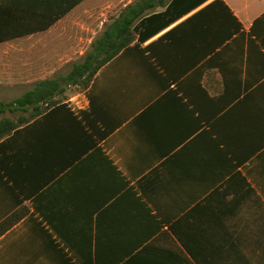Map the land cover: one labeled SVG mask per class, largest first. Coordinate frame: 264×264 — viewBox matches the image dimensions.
I'll return each instance as SVG.
<instances>
[{
	"label": "crops",
	"instance_id": "1",
	"mask_svg": "<svg viewBox=\"0 0 264 264\" xmlns=\"http://www.w3.org/2000/svg\"><path fill=\"white\" fill-rule=\"evenodd\" d=\"M23 1L20 22L58 17L0 42L2 101L148 7L87 88L0 139V221L25 212L0 264H264V0Z\"/></svg>",
	"mask_w": 264,
	"mask_h": 264
},
{
	"label": "trees",
	"instance_id": "2",
	"mask_svg": "<svg viewBox=\"0 0 264 264\" xmlns=\"http://www.w3.org/2000/svg\"><path fill=\"white\" fill-rule=\"evenodd\" d=\"M69 7V6H68ZM148 5L128 6L126 13L116 22L115 47L110 52H91L81 63H77L65 76H56L37 82L31 89L20 96L8 100H0V139L9 135L13 130L22 126L45 112L50 107L63 101V93L67 87H88L98 68L115 56L124 46L131 43L135 34L132 29L134 20L140 16ZM64 11V10H63ZM61 11L59 14L63 13ZM28 6L23 0H0V42L16 36L25 35L44 29L56 18L49 19L38 26L28 22H20V18H28ZM106 40V39H105ZM22 111L16 119L4 116L6 112ZM21 209L9 214L0 221V235L15 224L23 215ZM134 256H155V246L150 243L140 249Z\"/></svg>",
	"mask_w": 264,
	"mask_h": 264
},
{
	"label": "rangeland",
	"instance_id": "3",
	"mask_svg": "<svg viewBox=\"0 0 264 264\" xmlns=\"http://www.w3.org/2000/svg\"><path fill=\"white\" fill-rule=\"evenodd\" d=\"M83 90L84 89L81 88L80 86L67 87V90H65V92L62 95L65 99V98H68L69 96H71L72 94L82 92ZM22 113H24V112L14 111V112H6L3 115L8 116V117L13 118V119H16Z\"/></svg>",
	"mask_w": 264,
	"mask_h": 264
}]
</instances>
